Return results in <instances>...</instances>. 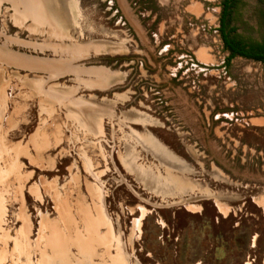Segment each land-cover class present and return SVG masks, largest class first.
<instances>
[{
    "label": "rangeland",
    "instance_id": "rangeland-1",
    "mask_svg": "<svg viewBox=\"0 0 264 264\" xmlns=\"http://www.w3.org/2000/svg\"><path fill=\"white\" fill-rule=\"evenodd\" d=\"M231 2L232 35L248 45L264 42V0ZM221 6L44 0L46 20H36L19 0L0 2V264L79 262L58 252L54 258L48 242L59 205L74 199L65 162L55 174L11 152L43 120L39 110L55 107L53 90L75 85L59 75L77 64L114 75L112 86L94 94L124 98L118 112L125 135H152L187 186L175 196L144 189L120 161L125 149L126 166L131 146L107 125L103 173L93 181L105 193L122 255L107 264H264V63L239 56L226 62ZM135 165L155 176L168 172L143 150Z\"/></svg>",
    "mask_w": 264,
    "mask_h": 264
},
{
    "label": "crops",
    "instance_id": "crops-1",
    "mask_svg": "<svg viewBox=\"0 0 264 264\" xmlns=\"http://www.w3.org/2000/svg\"><path fill=\"white\" fill-rule=\"evenodd\" d=\"M19 3L25 16L36 20L44 17L41 16L43 9L45 10L44 0H19ZM68 68L67 73L65 71L59 76L70 77L75 85L53 90L55 107L39 110V120L41 117L43 120L32 127L21 142H16L11 152L15 159H27L36 163L35 169L46 170L47 167H52L55 174L58 171V161L66 164V179L71 181L69 190L74 199L69 204L59 205V225L52 226L50 240L48 239L53 244L52 256L74 258L79 260L78 264H92L94 259L101 260L97 264H107L108 260L122 257L121 247L117 245L106 211L105 193L93 181L101 178L103 173L100 165L103 150L99 146L103 145L107 125L111 124V130L121 131L123 147L131 146L133 152L128 153L130 159L126 166L125 149L120 161L124 162L122 167L130 171L133 179L144 189L153 190L156 194L175 196L184 194L187 186L181 177L173 174L178 165L152 135L147 132L142 135L136 132L125 135V114L118 112V106L123 103L124 98L103 99L94 94L104 92L112 86L115 83L114 75L80 64L69 65ZM53 74L57 75V71H53ZM141 150L158 160L168 172L155 176L150 169L142 170L140 165H135ZM96 162L99 168L95 165ZM53 194L57 196V192L53 191Z\"/></svg>",
    "mask_w": 264,
    "mask_h": 264
},
{
    "label": "trees",
    "instance_id": "trees-1",
    "mask_svg": "<svg viewBox=\"0 0 264 264\" xmlns=\"http://www.w3.org/2000/svg\"><path fill=\"white\" fill-rule=\"evenodd\" d=\"M231 1L222 0L218 29L222 49L228 53L226 62L235 56H239L264 63V42L248 45L238 41L232 35L233 29L228 27V9L232 4Z\"/></svg>",
    "mask_w": 264,
    "mask_h": 264
},
{
    "label": "bare ground",
    "instance_id": "bare-ground-1",
    "mask_svg": "<svg viewBox=\"0 0 264 264\" xmlns=\"http://www.w3.org/2000/svg\"><path fill=\"white\" fill-rule=\"evenodd\" d=\"M38 16V15H37ZM42 16V15H41ZM43 22V21H42Z\"/></svg>",
    "mask_w": 264,
    "mask_h": 264
}]
</instances>
